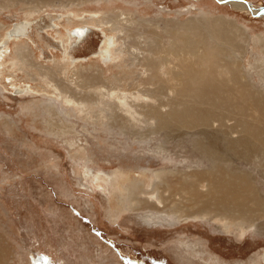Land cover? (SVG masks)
I'll use <instances>...</instances> for the list:
<instances>
[{"label": "rangeland", "instance_id": "obj_1", "mask_svg": "<svg viewBox=\"0 0 264 264\" xmlns=\"http://www.w3.org/2000/svg\"><path fill=\"white\" fill-rule=\"evenodd\" d=\"M110 1L83 7L122 8L126 10L123 18L131 15L137 22L148 18L163 32L172 21H185L191 10L197 16L223 15L254 36L250 40L254 53H247L245 61L249 68L256 63L261 45L255 37L264 33V0ZM53 5L30 20L24 19L25 12L18 6H0V18L11 24L8 32L15 22H27L35 59L65 67L62 78L71 79L72 67L79 64L100 65L107 76L117 71L115 47L109 59L94 54L104 40L101 29L114 39L115 33L107 26L92 24L79 38L69 41L72 59H81L68 66L71 56L64 58L63 24L75 29L82 16L92 14L85 11L77 15L79 6L60 7L59 0ZM8 45L6 59L10 64L16 51L14 42ZM7 73L0 81V264H264V233L255 228L240 235L206 218L183 223L161 213H151L150 219L144 210L132 208L117 213L118 184L126 176L138 175L143 168L176 166L182 170L187 157L194 166L198 162L210 166L207 159L201 160L195 142L200 136L211 137L221 146L223 127L175 125L170 132L166 129L145 139L132 133L133 128L125 134L119 128L107 127L104 114L96 119L94 108L67 103L57 97L51 85L40 90L38 84L45 85L41 78L37 83L29 82L30 78L16 68L20 83L14 87L5 81ZM253 78L259 82V76ZM127 95L136 97L130 92ZM46 104L62 107L63 114L52 116L46 112ZM118 112L129 118L124 111ZM138 119L133 121L134 130L142 132L147 123ZM166 134L170 136L167 141ZM84 168L90 173L88 177ZM94 174L100 178L94 179L96 183L92 182Z\"/></svg>", "mask_w": 264, "mask_h": 264}, {"label": "bare ground", "instance_id": "obj_2", "mask_svg": "<svg viewBox=\"0 0 264 264\" xmlns=\"http://www.w3.org/2000/svg\"><path fill=\"white\" fill-rule=\"evenodd\" d=\"M59 1L60 7L79 6L77 15L85 11L92 14L82 16L81 25L75 29L63 24L64 58L71 56L68 66L81 59H72L69 41L79 38L92 24L107 26L115 33L114 39L99 27L104 40L94 54L109 59L111 48L115 47L114 56L119 60L117 71L107 76L100 65L79 64L72 67L71 79L62 78L65 67L35 59L27 22H15L8 32L11 24L0 18V81L7 71L5 81L19 86L18 68L30 78L29 82L37 83L41 78L45 85L38 84L40 90L51 85L57 97L67 103L94 108L96 119L104 114L107 122L103 124L107 127L119 128L125 134L133 128L132 133L145 139L166 129L170 132L175 125L223 127L221 146L217 138L211 137L200 136L195 142L201 160L207 159L210 166L204 167L201 162L194 166L192 158L187 157L182 170L176 166L160 170L143 168L138 175L129 174L120 180L117 213L132 208L144 210L150 219L151 213H161L183 223L206 218L220 223L219 228L240 235L254 228L264 233V33L255 37L261 48L256 63L249 68L245 60L247 53H254L250 48L254 36L223 15L197 16L187 10L185 21H172L163 32L157 23L148 22V18L143 17L139 22L131 15L123 18L126 10L122 8L83 7L96 1L110 3V0ZM53 2L58 4V0H0V6H18L25 12L24 19L30 20L53 7ZM9 42L15 43L16 51L10 64L6 59ZM253 75L259 76V82ZM129 92L136 97L128 96ZM145 98L152 102L144 101ZM45 110L52 116L63 114L62 107L52 104H46ZM137 117L138 121L147 123L142 132L134 130L133 121ZM215 122L217 127H213ZM165 136L169 140L170 136ZM160 146L168 152L165 145ZM87 171L86 177L90 175ZM97 175H93L92 182L100 179Z\"/></svg>", "mask_w": 264, "mask_h": 264}]
</instances>
